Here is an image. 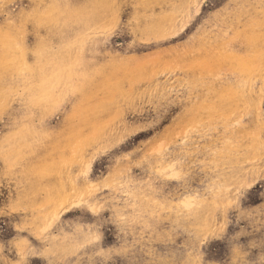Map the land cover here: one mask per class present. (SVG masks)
<instances>
[{
    "label": "rangeland",
    "instance_id": "obj_1",
    "mask_svg": "<svg viewBox=\"0 0 264 264\" xmlns=\"http://www.w3.org/2000/svg\"><path fill=\"white\" fill-rule=\"evenodd\" d=\"M0 264H264V0H0Z\"/></svg>",
    "mask_w": 264,
    "mask_h": 264
}]
</instances>
